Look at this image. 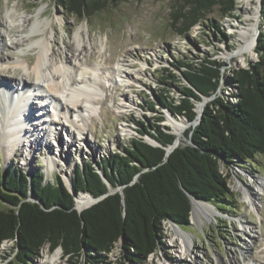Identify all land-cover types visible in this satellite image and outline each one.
Masks as SVG:
<instances>
[{
  "label": "rangeland",
  "instance_id": "374dc122",
  "mask_svg": "<svg viewBox=\"0 0 264 264\" xmlns=\"http://www.w3.org/2000/svg\"><path fill=\"white\" fill-rule=\"evenodd\" d=\"M170 9L171 0H122L93 18L80 20L54 0H0V47L6 54L0 60V91L5 94L0 95V167L14 166L29 175L42 170L50 181L60 175L72 190L78 164L103 162L115 150H123L133 137L141 136L136 130L139 120L150 119L156 125L159 113L148 109V100L157 98L159 88L179 97L181 82H161L168 72L183 77L175 67L181 65L180 61L195 62L211 56L224 63L222 87L226 89L220 94L226 98L236 91L235 84L226 80L234 70L262 61L264 50H258V46L264 43V0H237L232 17L222 18L216 8L186 36L174 33ZM254 10L260 19L256 45L253 51L243 53L240 31ZM42 41L49 54L42 76L37 78L34 68ZM69 68L77 79L75 87L80 89V96H76L80 101L64 114L56 103H70L67 98L71 95L67 88L57 91V83L68 78ZM56 71H63L59 79ZM118 71H126L132 80L122 81ZM4 80L8 82L5 85ZM43 90L50 92V97L42 99L46 94ZM23 98L31 102L36 116L20 115L26 120L25 128L16 133L18 139L11 146L6 138V117L11 113L9 108H23ZM209 102L207 98L197 104L199 117ZM164 112L162 124L172 132L169 116L187 121L180 145L192 143L186 133L200 120L192 122L166 109ZM145 138L154 140L148 135ZM32 140L40 145L32 147ZM255 160L259 171L237 159L223 168L233 192L227 203L228 214L210 202L204 204L211 205L215 212L195 203L190 224L164 222L165 242L144 261L123 260L120 241L99 264H264V193L257 191L264 178V153ZM245 193L255 199L257 209ZM95 202L93 198L88 207ZM180 231L191 236L189 248L184 247ZM14 251L15 245L5 242L0 249V264ZM55 259L56 264H75L77 260L65 257L61 248L51 251L46 245L31 264H50Z\"/></svg>",
  "mask_w": 264,
  "mask_h": 264
},
{
  "label": "trees",
  "instance_id": "16d2710c",
  "mask_svg": "<svg viewBox=\"0 0 264 264\" xmlns=\"http://www.w3.org/2000/svg\"><path fill=\"white\" fill-rule=\"evenodd\" d=\"M54 1L84 20L122 0ZM236 5L237 0H171L174 33L186 36L216 8L222 18L232 17ZM180 63L174 65L183 77L168 72L161 82H181L179 97L159 88L157 98L148 100V109L159 113L156 125L139 120L136 130L141 136L123 150L103 162L78 164L72 190L60 175L50 181L42 170L29 175L14 166L0 167V249L5 242L15 245L4 264H31L46 245L51 251L61 248L71 261L77 258L75 264H99L120 241L122 259L141 262L161 249L167 234L164 222L190 224L191 196L230 212L227 203L233 192L223 168L237 159L259 171L255 158L264 153V57L234 70L226 80L236 91L227 98L220 94L226 89L220 60L207 56ZM206 98L210 102L203 117L186 133L192 143L179 144L168 154L176 135L162 124L164 110L196 121L197 104ZM81 192L90 193L96 202L79 210L76 195Z\"/></svg>",
  "mask_w": 264,
  "mask_h": 264
},
{
  "label": "bare ground",
  "instance_id": "6f19581e",
  "mask_svg": "<svg viewBox=\"0 0 264 264\" xmlns=\"http://www.w3.org/2000/svg\"><path fill=\"white\" fill-rule=\"evenodd\" d=\"M248 1H253V0H248ZM38 14H40V12ZM247 22L248 23L244 27H242V30L240 31V36L242 37V39H244V42L242 43V47L240 49V51H242L243 53L244 52H251L255 48L256 41H257V31H258V29L260 27V19H259L258 11L254 10L252 12V14L249 16ZM79 35L82 36L81 33H79ZM16 44H17V42H16ZM40 44H41L40 45V57H39V60H38L37 64L35 65V68H34V73H35L37 78H40V76H42V71L45 68L44 64L46 63V61H48V54H49L48 53V48L46 46V43L44 41H42ZM2 48H4V47H0V60H4L5 59V55H6V54L3 53V51H2L3 49ZM65 59H66V61H68V57L67 56H65ZM59 70H61V69H59ZM70 70H72V68H69L67 70L70 73L68 78H66L63 81H60V82L57 83V91L59 90V91L63 92V90L67 88L69 90L68 94L71 95L70 98H67V100L69 99L70 103H66V104H61V103L58 104V102L56 103L57 109H59L64 114H68L73 109V107H71V105L72 106H77V105H79L78 103L80 101V97H77L78 95L80 96V93H79L80 89L75 87L77 79L72 77V74H71ZM56 72L58 73V76L56 75V79H59V76L63 73V71H56ZM118 73H119L120 76H123L122 81H126L128 79L132 80V78L129 77V75L127 74L126 71H118ZM41 80L44 81L43 79H41ZM3 82L4 83H2V84H4V85L6 83H8L6 80H4ZM66 82L70 83L69 87L65 86ZM24 84L27 85V80L26 79L24 80ZM30 87H31V85H30ZM1 88H2V91H4V88L3 87H1ZM43 91H45L46 94H45V96L42 97V99H44V97H47L48 95L50 97V92H48V91L46 92V90H43ZM0 95L2 97H5V94H3V92H1V91H0ZM88 96H89V99H90L91 96L90 95H88ZM24 99L26 101H24L25 103L23 105V108H22V106H18V107L12 108V109L9 108V111L11 113H9V115L6 117L7 121L9 122V126L7 127L8 130L6 131V138H7V141H9V143L11 144V146L15 145L14 144L15 139H18V135L16 133H18L20 130L22 132V130L25 128L24 122L26 120L25 119L22 120V118H20V115H22V113H25V114H27V116H29V115H31L33 117L36 116V113H34L32 111L33 107H32V105H30V101H27V98H23V100ZM21 121H23V122H21ZM168 122H170L172 124L173 133L176 135V139H175V142H174L173 145L178 146L179 144H181L182 137H183V134H184V130L186 128L187 121L185 119H182V118L179 119V118H176L174 116H169ZM60 129L62 131L64 129V126L61 127ZM29 130H31V129H29ZM33 131H34V129H33ZM46 132H48V130H46ZM57 132H58V130H57ZM150 141H151V143H153L154 141L156 143L155 139L154 140L151 139V140H149V142ZM11 142H13V143H11ZM38 144L39 143H36V140H32L31 141V145L34 148ZM69 181L71 182V180H69ZM258 187L259 188H258L257 191H259L260 193L263 194L264 193V178L259 181ZM245 196H246L247 199L250 200V203L252 204V206L256 208L255 199L254 198H250L248 196V194H246ZM92 200H93V196L90 193H88V192H81L78 195H76V201H77L76 205L79 208V210H82V209L88 207V205L91 203ZM195 203H202V202L195 200L194 204ZM203 206L208 211L215 212L214 209L211 207V205H205L203 203ZM180 232H182V231H180ZM180 236L182 237V240L184 242V247L189 248L191 246V243H192L191 236L189 234L185 233V232H182L180 234ZM59 257H61V256H59ZM56 263H57V260L55 259L50 264H56ZM43 264H45V263H43Z\"/></svg>",
  "mask_w": 264,
  "mask_h": 264
},
{
  "label": "water",
  "instance_id": "95a60500",
  "mask_svg": "<svg viewBox=\"0 0 264 264\" xmlns=\"http://www.w3.org/2000/svg\"><path fill=\"white\" fill-rule=\"evenodd\" d=\"M206 100H207V98L204 99L203 103H205ZM202 117H203V113L201 114L200 117H199V115H198L196 121H192V122H198ZM176 147H177V146H175V145H171V146L168 148L167 153L170 154V153H171ZM191 200H192V211H193V208H194V201H195V200L200 201V202H202V203H206V201L199 200V199H197V198H195V197H193V196H191ZM213 207H214V206H213Z\"/></svg>",
  "mask_w": 264,
  "mask_h": 264
}]
</instances>
